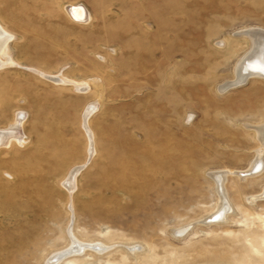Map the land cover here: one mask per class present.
I'll return each mask as SVG.
<instances>
[{
	"label": "rangeland",
	"instance_id": "rangeland-1",
	"mask_svg": "<svg viewBox=\"0 0 264 264\" xmlns=\"http://www.w3.org/2000/svg\"><path fill=\"white\" fill-rule=\"evenodd\" d=\"M0 21V264H264V79L219 91L264 0H0Z\"/></svg>",
	"mask_w": 264,
	"mask_h": 264
},
{
	"label": "bare ground",
	"instance_id": "bare-ground-1",
	"mask_svg": "<svg viewBox=\"0 0 264 264\" xmlns=\"http://www.w3.org/2000/svg\"><path fill=\"white\" fill-rule=\"evenodd\" d=\"M67 13L72 19L74 18L75 20H77L79 22H89L90 18H91L90 15L85 10V8L82 6H80V7L79 6L78 7L69 6L67 8ZM77 17H82V18H77ZM241 35L249 38V40H250L249 48H248L246 54L243 57H241L236 64L235 78L233 80H230V81L224 83L222 86H220L219 87L220 92H222L223 90H229L230 88H233L235 86L243 84L244 82L250 80L253 77H258V78L261 77V79L262 78L264 79V28L258 27V26L254 27V28H249L247 30H243L240 33H238V36H241ZM8 39H9V34L6 32L4 27L0 25V68L3 65H5V63L8 62L7 57H8V55H10V49L8 46ZM58 80L66 83V81L68 79L62 77V79H58ZM76 87L80 88L82 90H86V88L88 87V83L76 82ZM94 108H95V104L92 103L90 106L87 107V109L85 111L84 128L86 131H87V129L85 127L86 126L85 125L86 119L90 115H92V113L94 112ZM23 122H24V117L21 116V117L17 118V122H16L17 126L12 127L13 129H11V131L13 133L12 134L13 136L11 137L10 140H12L14 138V140H16V142H18L20 144L24 143V139L20 133V127H21ZM252 127H254L257 130L259 137H260V144H262L261 147H263L264 146V124H262V125L258 124V126H252ZM88 131H90V130H88ZM0 136H1L0 139H2L3 136H5V137L8 136V132L7 131H0ZM0 141H1L0 146H2V147H9L10 143L12 142V141L7 142L6 138H4L3 140H0ZM91 149L92 148L89 147V159H88V161L91 159V156L93 155ZM262 161H263L262 158L257 160V162L252 165L251 172L249 174L257 175L258 173H260L263 169L262 164L264 162L262 163ZM82 167H84V166L76 167L70 172V174L66 180V186L69 189L72 188L71 187V185L73 184L72 181L75 180V177H76L75 172L78 171V169H80ZM225 172H228V171H225ZM246 173H247V171H246ZM213 177H214V175H213ZM218 177H219V181H221V183L224 184L225 179H224V177H222V174L219 175ZM218 188H219V186H218ZM220 190L222 191V188H220ZM223 196H222L221 203L218 204L217 211L212 213V217H210L211 215L209 216V219H211L212 222L218 223L219 221H223L225 219V217H227V214L229 213V209H230L229 203L226 199H224ZM176 233L178 235V234H181L182 231L178 230V231H176ZM73 237L75 238V236H73ZM74 238H73V240H74ZM76 241L77 240L75 238V240L73 242L74 245L71 248L72 249L71 255H73V253H82L88 247H93L95 250L102 251V252H104V250L107 248L105 246H102L100 243L98 245H100L101 247L100 246L96 247L97 246L96 244H83V243L81 244V243H77ZM68 255H70V254H68ZM65 256H66L65 252L56 253L53 256L51 261L52 262H55V261L59 262L61 260H64Z\"/></svg>",
	"mask_w": 264,
	"mask_h": 264
},
{
	"label": "crops",
	"instance_id": "crops-1",
	"mask_svg": "<svg viewBox=\"0 0 264 264\" xmlns=\"http://www.w3.org/2000/svg\"><path fill=\"white\" fill-rule=\"evenodd\" d=\"M69 6H76V7H80V6H82V7H84L85 8V10L87 11V13L90 15V17H91V13L88 11V8L86 7V6H84V5H82V4H69V5H66L65 6V10H66V13H67V8L69 7ZM67 15H68V13H67ZM69 16V15H68ZM70 17V16H69ZM71 18V17H70ZM91 19V18H90ZM0 24L5 28V29H7V27L2 23V21H0ZM11 34H13L12 32H10ZM14 35V37H16V35L15 34H13Z\"/></svg>",
	"mask_w": 264,
	"mask_h": 264
},
{
	"label": "snow or ice",
	"instance_id": "snow-or-ice-1",
	"mask_svg": "<svg viewBox=\"0 0 264 264\" xmlns=\"http://www.w3.org/2000/svg\"><path fill=\"white\" fill-rule=\"evenodd\" d=\"M77 18H82V17H77Z\"/></svg>",
	"mask_w": 264,
	"mask_h": 264
}]
</instances>
